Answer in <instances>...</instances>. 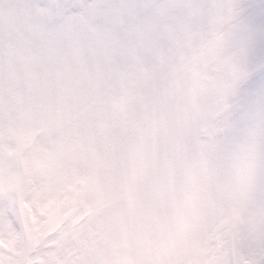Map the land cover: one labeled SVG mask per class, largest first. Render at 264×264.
Returning <instances> with one entry per match:
<instances>
[{
    "label": "clouds",
    "instance_id": "obj_1",
    "mask_svg": "<svg viewBox=\"0 0 264 264\" xmlns=\"http://www.w3.org/2000/svg\"><path fill=\"white\" fill-rule=\"evenodd\" d=\"M15 7L0 0V17ZM28 14V27L0 32V102L29 99L71 136L114 224L139 233L179 221L194 235L209 184L254 186L244 159L257 124L264 139V96L245 86L264 0H33ZM238 247L257 264L264 236L242 228ZM225 264H238L230 250Z\"/></svg>",
    "mask_w": 264,
    "mask_h": 264
},
{
    "label": "rangeland",
    "instance_id": "obj_2",
    "mask_svg": "<svg viewBox=\"0 0 264 264\" xmlns=\"http://www.w3.org/2000/svg\"><path fill=\"white\" fill-rule=\"evenodd\" d=\"M31 2L12 0L16 7L0 17V32L28 27ZM219 46L218 40L208 42L209 60L216 58ZM4 71L0 66V76ZM231 71L240 82L249 78L239 66ZM260 92L258 84L254 95ZM0 108V264H25L26 256L52 233L57 235L53 240L69 245L58 264H225L229 250L234 262L248 264L238 247L242 228L264 236V139L258 124L244 159L254 186L209 184L207 221L194 235L179 221L136 233L104 215L105 195L93 172L83 166V153L69 134L57 133L40 105L17 98L6 107L0 102Z\"/></svg>",
    "mask_w": 264,
    "mask_h": 264
},
{
    "label": "snow or ice",
    "instance_id": "obj_3",
    "mask_svg": "<svg viewBox=\"0 0 264 264\" xmlns=\"http://www.w3.org/2000/svg\"><path fill=\"white\" fill-rule=\"evenodd\" d=\"M240 7H246L241 4ZM254 70L251 78L245 86V95L250 94L256 86L261 85L260 94L264 96V41H258L255 45L253 55ZM243 264V262H240ZM257 264H264V255L260 256L257 260Z\"/></svg>",
    "mask_w": 264,
    "mask_h": 264
},
{
    "label": "bare ground",
    "instance_id": "obj_4",
    "mask_svg": "<svg viewBox=\"0 0 264 264\" xmlns=\"http://www.w3.org/2000/svg\"><path fill=\"white\" fill-rule=\"evenodd\" d=\"M45 210H46V208H45Z\"/></svg>",
    "mask_w": 264,
    "mask_h": 264
}]
</instances>
